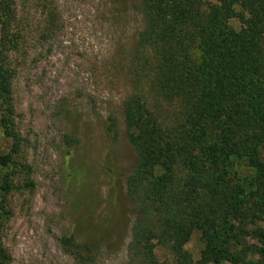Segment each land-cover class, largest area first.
Here are the masks:
<instances>
[{"label":"trees","instance_id":"1","mask_svg":"<svg viewBox=\"0 0 264 264\" xmlns=\"http://www.w3.org/2000/svg\"><path fill=\"white\" fill-rule=\"evenodd\" d=\"M215 2L137 3L134 58L144 57V83L121 103L135 157L124 185L134 216L127 251L137 264H264V0ZM12 3L0 0L4 26ZM3 49L0 43V129L15 141ZM116 129L109 118L107 132L116 136ZM63 138L68 156L75 143ZM16 153L14 144L0 154L2 203L16 190ZM72 176L75 193L85 192V176ZM194 233L202 246L195 262L184 249ZM58 242L76 264L92 261L89 241L68 235ZM156 246L168 261L156 259Z\"/></svg>","mask_w":264,"mask_h":264},{"label":"rangeland","instance_id":"2","mask_svg":"<svg viewBox=\"0 0 264 264\" xmlns=\"http://www.w3.org/2000/svg\"><path fill=\"white\" fill-rule=\"evenodd\" d=\"M138 1L13 0L0 23L15 134L13 141L0 129V154L15 144L19 164L16 190L0 201L2 264H76L58 242L68 235L91 243L89 264H137L127 251L134 216L124 185L135 157L124 139L121 103L144 83V57L134 58ZM229 25L239 28L236 20ZM109 118L116 136L106 130ZM65 136L75 143L68 156ZM68 173L85 176V192L75 193ZM201 248L197 233L184 246L193 262ZM154 254L169 260L160 246Z\"/></svg>","mask_w":264,"mask_h":264}]
</instances>
